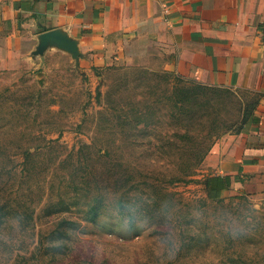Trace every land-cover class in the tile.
Here are the masks:
<instances>
[{
  "label": "rangeland",
  "instance_id": "1",
  "mask_svg": "<svg viewBox=\"0 0 264 264\" xmlns=\"http://www.w3.org/2000/svg\"><path fill=\"white\" fill-rule=\"evenodd\" d=\"M81 59L55 45L0 70V264H264V197L211 201L200 167L253 97L156 48Z\"/></svg>",
  "mask_w": 264,
  "mask_h": 264
},
{
  "label": "crops",
  "instance_id": "2",
  "mask_svg": "<svg viewBox=\"0 0 264 264\" xmlns=\"http://www.w3.org/2000/svg\"><path fill=\"white\" fill-rule=\"evenodd\" d=\"M54 31L77 42L86 71L156 48L187 78L247 92L250 122L211 149L201 173L229 182L221 199L264 197V0H0V70L28 64Z\"/></svg>",
  "mask_w": 264,
  "mask_h": 264
},
{
  "label": "water",
  "instance_id": "3",
  "mask_svg": "<svg viewBox=\"0 0 264 264\" xmlns=\"http://www.w3.org/2000/svg\"><path fill=\"white\" fill-rule=\"evenodd\" d=\"M38 39L39 44L34 52L35 56L43 53L45 49L58 45L59 47L72 51L75 56L80 57L77 42L70 39L64 33L59 31L48 32L41 34Z\"/></svg>",
  "mask_w": 264,
  "mask_h": 264
},
{
  "label": "trees",
  "instance_id": "4",
  "mask_svg": "<svg viewBox=\"0 0 264 264\" xmlns=\"http://www.w3.org/2000/svg\"><path fill=\"white\" fill-rule=\"evenodd\" d=\"M194 89L196 91L201 90V92H202V90L203 91L206 90L205 87H201V86H195ZM201 95L203 96V94H201ZM199 96H200V94H199ZM202 96H200V97H202ZM218 139H219V136L216 137V140H218ZM211 148L208 149L207 154L202 158V160L200 162V167L202 166V163H203L204 159L206 158V156L208 155V153L211 151ZM114 162L115 161H113V159H112V162L109 164L113 165ZM110 176H109V179H110ZM188 176L191 178L194 175L191 172H189ZM204 186L208 190V199L211 201H219V200H221L220 196H221L222 192L229 187V182L225 183L222 180L216 178V179L208 180L207 182H205Z\"/></svg>",
  "mask_w": 264,
  "mask_h": 264
}]
</instances>
